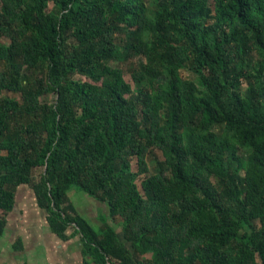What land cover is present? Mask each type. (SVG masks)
I'll return each mask as SVG.
<instances>
[{"label":"trees","instance_id":"trees-1","mask_svg":"<svg viewBox=\"0 0 264 264\" xmlns=\"http://www.w3.org/2000/svg\"><path fill=\"white\" fill-rule=\"evenodd\" d=\"M1 37L0 234L28 186L83 264H264V0H0Z\"/></svg>","mask_w":264,"mask_h":264},{"label":"rangeland","instance_id":"rangeland-1","mask_svg":"<svg viewBox=\"0 0 264 264\" xmlns=\"http://www.w3.org/2000/svg\"><path fill=\"white\" fill-rule=\"evenodd\" d=\"M0 42L9 44L10 40L7 37H1ZM124 69L126 80L135 89L136 85L131 80L128 66H124ZM184 75L190 77L189 72H184ZM246 86L244 84V88ZM6 95L13 97V99H21L20 95L9 90L1 92L0 98ZM52 98L53 96H50L45 100L52 102ZM163 160L162 152H155L150 156L152 173L155 172L158 161ZM133 169L138 170L136 160ZM40 173L41 170L36 171L38 178ZM138 183L140 186L142 185V178ZM71 196L79 211L90 217L96 224H99L102 213H109L106 204L100 203L84 192L78 193L73 190ZM3 216L4 213L0 211V219ZM8 217L9 223L6 231L0 234V264H22L24 262L29 264H66L71 258L74 259L75 263H80V238L65 242L52 232L48 227L46 217L39 209L34 191L30 187L24 186L19 189L16 208ZM112 224L117 227L120 234L123 233V227L119 221L113 222L112 220ZM147 258H151V256Z\"/></svg>","mask_w":264,"mask_h":264},{"label":"crops","instance_id":"crops-1","mask_svg":"<svg viewBox=\"0 0 264 264\" xmlns=\"http://www.w3.org/2000/svg\"><path fill=\"white\" fill-rule=\"evenodd\" d=\"M78 193H79V191H77ZM74 204H75V202H74ZM76 205V204H75ZM77 207V206H76ZM77 209H78V207H77ZM78 211H79V209H78ZM80 212V211H79ZM80 214H82L81 212H80ZM102 214H106V213H102ZM102 214L100 215V222H99V224H96L95 222H93V220L90 218V217H88L87 215H85V214H82L84 217H86L88 220H90L94 225H102V221H101V217H102ZM110 223L112 224V220L110 219ZM72 254V253H71ZM79 260H80V263L79 264H83V256H82V254H81V251H80V253H79ZM77 263V262H76ZM75 262H74V259L73 258H71L70 259V261L69 262H67L66 264H76ZM78 264V263H77Z\"/></svg>","mask_w":264,"mask_h":264}]
</instances>
